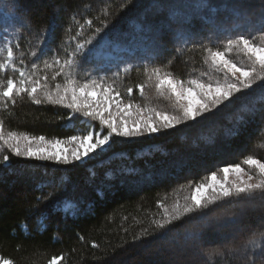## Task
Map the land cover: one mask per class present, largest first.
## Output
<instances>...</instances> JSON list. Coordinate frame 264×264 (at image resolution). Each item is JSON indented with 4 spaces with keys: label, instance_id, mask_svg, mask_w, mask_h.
I'll list each match as a JSON object with an SVG mask.
<instances>
[{
    "label": "trees",
    "instance_id": "trees-1",
    "mask_svg": "<svg viewBox=\"0 0 264 264\" xmlns=\"http://www.w3.org/2000/svg\"><path fill=\"white\" fill-rule=\"evenodd\" d=\"M204 2L210 8H200ZM259 3L260 0H132V3L127 0H0V29H3L2 23H9L19 33L17 38L13 34V40L19 44V48L13 49L17 67L33 78L37 71H42L48 77L42 83L53 87L63 80V75L53 80L58 66L45 68L42 56L50 57L55 49L57 55L66 58L76 44L70 38L84 24L83 34L77 40L93 39L89 47L99 44L97 51L102 58L88 61L81 58L76 69L77 79H89L88 73H91L111 83L117 65L123 68L130 64L132 71L115 78L114 87L126 102L139 103L147 98L150 89L149 85L145 86L141 95L137 87L146 80L144 65L161 66L184 80L198 78L202 73L205 77L213 71L212 79L222 81L223 74L205 63L202 46L222 41L236 31H252L248 23L233 15L231 6H241L258 14ZM13 17H18L19 22L13 23ZM87 19L93 20L92 27L85 24ZM25 21L27 24L22 27ZM102 21L107 22V27L97 35L95 28L103 27ZM53 24L52 36L41 37ZM68 28L71 32L66 31ZM33 50L38 53L36 57L31 55ZM108 52L111 54H105ZM33 63L39 67L33 69ZM18 76L11 69L0 72V79L5 81ZM128 88H132L131 95ZM254 88L257 91L244 100L235 104L226 102L229 107L221 104L206 113L209 119L188 121L146 140L116 143L111 151L90 160L85 167L59 166L8 154L11 166L0 165V257L11 259L14 264H49L53 256L64 257L58 264H178L177 258L165 255L163 248L179 245L181 254L194 252L197 242L187 239L190 231L200 233L203 242L213 239L208 241L215 245L216 241L227 239L226 235L237 243L246 239L260 222L258 201L255 206L228 205L212 213L204 224L193 221L167 235L162 234L166 230L156 229L152 222L163 218L160 205L167 207L177 199L184 203L195 183L217 167L239 163L247 155L264 162V112L259 111L264 102L259 99V86ZM39 98L44 102L35 104L25 93L16 97L15 106L9 105L7 110L0 111L5 131L65 139L74 134L83 135L93 125L98 130V123L88 125V120L79 114V119L74 117L75 127L65 128L68 122L63 116L69 110ZM242 105L254 106L256 111H244ZM63 167L71 170L57 171ZM59 178L64 183L57 189ZM49 192L50 198L37 203V197H46ZM59 201L64 203L55 210ZM242 214H247L241 225L245 231L240 227L236 233H229L233 228H224L215 221L219 215L231 218ZM42 216L47 217L43 221L46 227L39 230L38 217ZM22 225H27V232ZM211 261L212 264H247L246 260L238 262L227 251ZM257 264L261 262L257 260Z\"/></svg>",
    "mask_w": 264,
    "mask_h": 264
},
{
    "label": "snow or ice",
    "instance_id": "snow-or-ice-1",
    "mask_svg": "<svg viewBox=\"0 0 264 264\" xmlns=\"http://www.w3.org/2000/svg\"><path fill=\"white\" fill-rule=\"evenodd\" d=\"M127 3H132V0H127ZM16 6L18 7V5ZM199 7L210 8V5L204 2ZM231 8L233 15L248 23L252 31H236L234 34L226 35L222 41L202 46L206 53L205 63L210 62L212 67L223 74L222 81L218 79L215 82H205L199 78L184 80L165 71L161 66L144 65L146 80L137 85L140 94L144 95L145 86L151 83L160 94H167L169 98H174L178 109L177 113H166L156 108L142 107L139 104H134L131 100L124 102L118 99L120 92L114 87L115 78L120 77L122 73H130L133 69L130 64H125L123 68L117 65L111 83H108L103 76L97 78L91 76V73H88L89 79H77L76 69L81 63V58L88 61L99 58L100 55L97 51L99 44L89 47L93 45V39H85L83 42L77 40V37L83 34L84 24H81L80 30L70 38L76 40L74 49L67 53V48H64L67 53L66 58L57 55L55 49L52 50L50 57L42 56L41 62L45 68H51L53 65L58 66V70L52 76L53 80L57 76L63 75V83L55 84L54 88L45 87L43 96L47 102L69 110L63 116V119L68 122L65 124V128L75 127L74 117L79 119L77 117L79 114L85 120H98L101 127L106 126L107 133L96 131V126L93 125L83 135L74 134L65 139L55 137L49 139L44 135L33 136L24 132L5 131L4 120L0 117V153L6 148L7 152L15 157L50 162L59 166L85 167L92 158L90 157L91 153L95 152L98 157L112 150L113 145L117 143L113 140V134L116 137L130 139L152 136L175 129L178 125L186 124L188 121H197L198 117L209 119L210 117L205 114L213 112L221 104L229 107L230 105L226 102L235 104L237 101L253 95L257 91L254 85L259 86L261 93L259 99L264 102V0H260L258 14L237 5H233ZM211 10L216 11L215 8H211ZM12 22H19V18L13 17ZM208 22L214 23L212 20ZM26 24L25 21L21 23V26ZM85 24L92 27L93 20L87 19ZM102 24L103 27L95 28V34L98 35L103 31V28L107 27L106 21H102ZM137 28L139 29L140 25H137ZM54 31L55 25L53 24L50 29L41 33V37L46 34L50 38ZM66 31L71 32V28ZM14 47L19 48V44L5 33L0 40V72L11 69L13 73H19V76L15 80L11 77L6 81L0 79V111L7 110L9 105L15 106L16 97L25 93L35 104L44 102L38 97V89L42 87L40 79H34L24 69L17 67ZM233 51L243 53L247 58V63L238 65L232 59L227 58L228 54ZM31 55L36 57L38 53L33 50ZM20 63L23 64L24 61L20 60ZM37 67L39 64L33 63L32 68L36 69ZM202 75L204 74L202 73ZM42 79L46 81L48 77L44 76ZM127 91L131 95L132 88H128ZM113 100L116 101L115 115L110 110L113 108ZM242 107L247 112L254 113L256 111L254 106L249 108L242 105ZM259 111L264 112V103L261 104ZM121 114L122 118L117 121L116 116H121ZM234 134H238V132ZM262 134H264V130H262ZM68 145L72 147L68 148ZM0 165L11 166L8 154L0 155ZM241 165H246L248 171ZM70 170L67 167L57 169L58 172ZM218 173H223L224 178L220 179ZM231 173L236 175V180L233 182L228 181ZM63 183V178H59L56 188L61 187ZM189 185H192L191 181H189ZM51 196L52 193L49 192L46 197H37V203H41ZM257 201L259 202L260 223L248 233L246 239L239 243L233 241L226 249L219 247L212 251L201 249V254L206 262L211 261L213 257L223 256L227 251L231 254L243 255L247 264H257V260L264 264V162L252 155H247L239 163L217 167L214 172L201 177L200 181L192 187L191 195L185 197L183 204L177 202L171 208L160 205L163 208V218L154 220L152 224L158 230H166L162 234L167 235V232L182 228L185 224L193 221L204 224L212 213L228 205L245 203L255 206ZM63 203L64 201L57 202L55 210H59V206ZM69 206L74 207V205ZM246 215L242 214L239 217L231 218L219 215L215 217V221L224 228L240 229ZM46 219V216L38 217L39 230L46 227L43 223ZM21 227L27 232V225ZM147 234V229H145V235ZM187 239L199 243L202 240V235L190 231ZM93 247L96 245L93 244ZM63 259V256H53L49 264H58ZM0 264H14V262L11 259L0 258Z\"/></svg>",
    "mask_w": 264,
    "mask_h": 264
},
{
    "label": "rangeland",
    "instance_id": "rangeland-1",
    "mask_svg": "<svg viewBox=\"0 0 264 264\" xmlns=\"http://www.w3.org/2000/svg\"><path fill=\"white\" fill-rule=\"evenodd\" d=\"M1 28H3V29H0V40H2V38H3V35L5 34V33H7L8 35H9V37L11 38V39H14L13 38V34H14V29H13V26L11 25V24H9V23H2V26H1ZM15 36H16V38L18 37V35H19V33L18 32H15V34H14ZM99 54H100V52H99ZM105 54H111L110 52H108V53H105ZM99 58H102V55L100 54L99 55ZM227 58H230V59H232L233 61H235L238 65H244V64H246L247 63V58L243 55V53H240V52H238V51H233V52H231V53H229L228 54V56H227ZM210 63V62H209ZM206 68L209 70V69H211L208 65H206ZM216 69V68H215ZM217 70V69H216ZM166 71V70H165ZM218 71V70H217ZM220 72V71H219ZM221 73V72H220ZM213 71H212V73H209V75H207V76H203L202 74L201 75H199L198 76V78L199 79H201V80H204V78H207V81L206 82H215L216 80H218V79H212V76H213ZM45 75H44V73L41 71H37V75H36V77L34 78V79H40L41 81V85H42V87L40 88V89H38V97H41V98H43L44 100H46L45 99V97L43 96V92H44V90H45V87H47V88H54V86L53 87H49L48 85L49 84H46V83H42V82H44L45 80H43L42 78L44 77ZM187 79H189V78H187ZM187 79H185V80H187ZM62 81V82H61ZM59 83H63V80H61ZM149 86H150V89L148 88V90H147V98L145 99V100H142V102H139V103H134V104H139L140 106H142V107H150V108H156V109H158V110H160V111H162V112H166V113H177L178 112V109H177V106H176V104H175V100H174V98H169V96L167 95V94H160L159 92H157V90L152 86V84L151 83H149L148 84ZM255 86V85H254ZM151 93V95H149ZM24 95V94H23ZM19 97V96H18ZM118 99H121V100H123L124 102H126L125 100H124V98H123V96L122 95H120V97L118 98ZM115 100H113V108L112 109H110L111 111H113V115H115ZM184 103H186V101H184ZM107 115V114H106ZM145 115H146V113H145ZM122 118V114H121V116H116V119H117V121H119L120 119ZM199 118H201V117H198V119ZM91 122H96V123H98L99 124V128H98V130H96V131H98V132H103V133H107V131H108V129L106 128V126L105 127H101L100 126V122L98 121V120H88V122H87V124L88 125H90L91 124ZM190 123H191V121H189ZM193 122V121H192ZM178 127V126H177ZM154 135H158V134H153L152 136H154ZM152 136H144V137H138V138H124V137H116L114 134H113V140H115L117 143H119V144H123V143H132V142H135V141H141V140H146L147 138H150V137H152ZM250 143V142H249ZM128 144H125V145H128ZM249 146V145H248ZM68 148H71L72 146L71 145H68L67 146ZM259 148V147H258ZM97 151H99V150H97ZM256 152L257 151H259V149H256L255 150ZM254 151V152H255ZM107 152H105V153H103V154H101L100 156H98L97 157V155H96V153L94 152V153H91L90 154V157H92L90 160H93V159H95V158H99V157H101V156H103L104 154H106ZM259 153V152H258ZM2 154H11V153H8L7 152V149L5 148L4 150H3V152L2 153H0V155H2ZM255 154H257V153H255ZM20 158V157H19ZM22 159H24V158H22ZM25 160H28V159H25ZM89 160V161H90ZM242 167H244L245 168V170L246 171H248V168H247V166L246 165H241ZM218 176H219V178L220 179H223L224 177H223V173H218ZM236 180V175H235V173H231L230 175H229V177H228V181L229 182H233V181H235ZM191 195V194H190ZM178 200V199H177ZM177 200H175L174 202H173V204H175V203H177L178 201ZM179 203H181V204H183V202H179ZM172 204V205H173ZM172 205H169V206H167V207H169V208H171V206ZM64 209H67L68 210V207H64ZM260 223V222H259ZM242 227V226H241ZM242 229H243V227H242ZM205 231L207 230V229H204ZM229 231V233H236V231H237V229H233L232 230V232L230 231V230H228ZM243 231H245V229H243ZM242 231V232H243ZM247 232H249V228L247 227V229H246V233ZM239 235H241V233H238ZM223 235H224V233H223ZM225 236V235H224ZM228 238L227 239H222L221 241H216V242H218L216 245L215 244H211V243H209V241H212L213 239H207L205 242H203V239L201 240V241H199V243H196V245H197V250H195L194 252H192V253H190V254H186V253H184V254H181L182 253V249H179V245H177L176 247H173V246H171V247H167V248H163V250H165L166 251V253L167 254H165V255H169L171 258H173V259H176L177 258V261H175V262H177L178 264H185L183 261H184V259L186 260V262H187V264H212L213 262L212 261H208V262H206V260H205V258L204 257H202L201 256V249H205V248H209V249H214V248H217V247H219V248H224V247H226V245H229V244H231V242H233V241H231V240H233V239H229V237H231V236H228V235H226ZM209 240V241H208ZM164 242L166 241V239L165 240H163ZM215 242V241H214ZM205 243H207V244H205ZM182 248V247H181ZM158 251H160L159 249H157ZM179 250V251H178ZM230 254V253H229ZM231 256H233V257H235V259L238 261V262H243L242 260H244L245 261V258H244V256L243 255H241V254H231ZM216 257H218V256H216ZM1 258V257H0ZM159 263H160V260L158 261ZM160 264H162V263H160Z\"/></svg>",
    "mask_w": 264,
    "mask_h": 264
}]
</instances>
